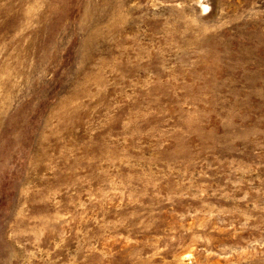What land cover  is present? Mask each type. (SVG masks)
I'll use <instances>...</instances> for the list:
<instances>
[{
	"label": "rangeland",
	"instance_id": "rangeland-1",
	"mask_svg": "<svg viewBox=\"0 0 264 264\" xmlns=\"http://www.w3.org/2000/svg\"><path fill=\"white\" fill-rule=\"evenodd\" d=\"M0 264H264V0H0Z\"/></svg>",
	"mask_w": 264,
	"mask_h": 264
}]
</instances>
